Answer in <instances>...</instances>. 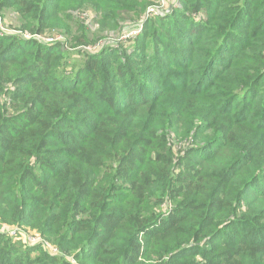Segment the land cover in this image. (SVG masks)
<instances>
[{
    "label": "trees",
    "instance_id": "16d2710c",
    "mask_svg": "<svg viewBox=\"0 0 264 264\" xmlns=\"http://www.w3.org/2000/svg\"><path fill=\"white\" fill-rule=\"evenodd\" d=\"M61 1L0 0V222L64 256L0 264H264V0Z\"/></svg>",
    "mask_w": 264,
    "mask_h": 264
},
{
    "label": "built area",
    "instance_id": "2783aa9c",
    "mask_svg": "<svg viewBox=\"0 0 264 264\" xmlns=\"http://www.w3.org/2000/svg\"><path fill=\"white\" fill-rule=\"evenodd\" d=\"M161 3L163 4L164 0H161ZM151 7L148 8L146 16H152L153 14H156L158 12L159 9L157 11H154L155 9L151 8ZM130 34L136 35L137 32L133 31ZM59 39H61V38H59ZM0 234L6 235L13 240L21 241L26 245H33V246L34 245H41L44 248V250H46L50 255H54V256H61L62 255V253L56 247L52 246L42 236H40L39 234L30 232V230H28L24 227L3 225L0 222ZM72 263L77 264V262L74 259H73Z\"/></svg>",
    "mask_w": 264,
    "mask_h": 264
},
{
    "label": "rangeland",
    "instance_id": "374dc122",
    "mask_svg": "<svg viewBox=\"0 0 264 264\" xmlns=\"http://www.w3.org/2000/svg\"><path fill=\"white\" fill-rule=\"evenodd\" d=\"M67 0H62L61 1V4H63V5H65V4H68V2H66ZM74 2H75V0H74ZM171 2H172V4H173V0H171ZM170 7V5H169V2L167 3V0H164V6H161V5H154V6H152L151 8H154L155 10L154 11H157L158 9L159 10H162V11H164V10H166L167 8H169ZM150 8V9H151ZM156 14H158V12L156 13ZM156 14H153V15H156ZM8 21H9V23L7 22V24H8V26H5L4 24H3V20H0V23L3 25V27H4V29L5 30H7V31H13V32H17V33H20V32H23V30H21V29H19L18 28V25H20V24H18L17 23V21H15V19H10V18H8ZM93 27V30L95 31V32H93V34L92 33H90V37L91 38H93L94 37V35H95V33H97V32H100V31H97L98 30V26H97V24H93L92 25ZM55 32V31H54ZM54 32H52V33H49V32H47V34L45 35V36H43L42 38L44 39V38H46V40H48L49 38H56L57 39V35H62V33H60V32H56V33H54ZM133 32V31H132ZM131 32H128V31H125L124 32V39H122V40H127L128 38H130V37H132V35L130 34ZM106 34V33H105ZM121 34V33H120ZM21 35H23V36H26L27 38L28 37H31V35L32 34H30L29 32H24V33H21ZM114 35V32H111L110 33V35H109V37H108V41H113V40H115V39H118V37L117 36H113ZM130 35V36H129ZM103 42V41H102ZM101 43V42H100ZM91 44V43H90ZM89 45V44H88ZM87 45V46H88ZM95 44H91V46H94ZM8 226H10V225H8ZM24 228H26V229H28V230H30V232H32V233H36V234H39L37 231H35V230H33V229H30V228H27V227H24ZM40 235V234H39ZM40 236H42V235H40ZM43 237V236H42ZM47 242H49L52 246H54L55 244H53V243H51V241L50 240H47L45 237H43ZM54 247H56L57 248V246L55 245ZM58 249V248H57ZM62 254H63V256H64V253L60 250V249H58ZM72 256V255H71ZM71 256H68V260L69 261H72L73 262V259L71 258Z\"/></svg>",
    "mask_w": 264,
    "mask_h": 264
}]
</instances>
